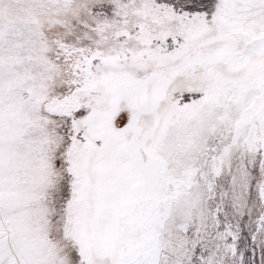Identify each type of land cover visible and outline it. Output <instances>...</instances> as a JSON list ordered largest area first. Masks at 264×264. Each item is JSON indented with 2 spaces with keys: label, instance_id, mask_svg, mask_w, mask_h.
<instances>
[{
  "label": "snow or ice",
  "instance_id": "snow-or-ice-1",
  "mask_svg": "<svg viewBox=\"0 0 264 264\" xmlns=\"http://www.w3.org/2000/svg\"><path fill=\"white\" fill-rule=\"evenodd\" d=\"M0 264H264V0H0Z\"/></svg>",
  "mask_w": 264,
  "mask_h": 264
}]
</instances>
